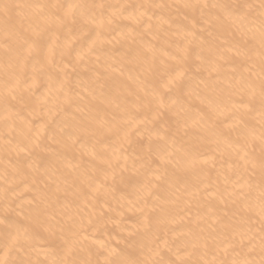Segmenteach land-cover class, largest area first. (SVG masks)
I'll list each match as a JSON object with an SVG mask.
<instances>
[{
    "label": "bare ground",
    "instance_id": "6f19581e",
    "mask_svg": "<svg viewBox=\"0 0 264 264\" xmlns=\"http://www.w3.org/2000/svg\"><path fill=\"white\" fill-rule=\"evenodd\" d=\"M0 264H264V0H0Z\"/></svg>",
    "mask_w": 264,
    "mask_h": 264
}]
</instances>
